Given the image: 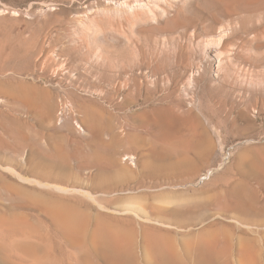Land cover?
<instances>
[{
    "label": "rangeland",
    "instance_id": "rangeland-1",
    "mask_svg": "<svg viewBox=\"0 0 264 264\" xmlns=\"http://www.w3.org/2000/svg\"><path fill=\"white\" fill-rule=\"evenodd\" d=\"M220 27L230 29L209 44ZM103 57L115 74L123 69L138 73L154 92L150 107L164 106L159 114L152 112L163 116L166 125L163 133L152 126V140L186 138L182 110L202 112L216 145L213 163L200 164L188 178H143L108 194L109 204H96L92 198L99 194L85 179L94 170L83 167L86 137L73 141L55 127L56 114L48 122L35 114L26 100H34V94L28 97L23 90L36 85L58 93V100H69L68 91L76 89L83 98L100 99L97 87L102 83L94 77V65L97 60L103 64ZM121 77L115 81L126 79ZM0 99L1 180L41 193L80 196L107 215L134 218L138 226L161 222L196 232L204 215L230 221L209 195L221 182L264 169V0H0ZM139 107L130 102L117 111L120 120L129 125L123 117ZM27 123L41 137L32 147L35 154L46 157L60 148L66 156L63 180L21 172L17 153H28L35 135L25 129ZM256 177L242 176L254 185L261 181L262 192L264 180ZM56 185L81 191L62 192ZM3 191L0 206L6 209L11 199ZM239 199L257 216L264 212L251 189L246 187ZM164 208L177 210L178 219L187 224L163 219Z\"/></svg>",
    "mask_w": 264,
    "mask_h": 264
},
{
    "label": "bare ground",
    "instance_id": "bare-ground-1",
    "mask_svg": "<svg viewBox=\"0 0 264 264\" xmlns=\"http://www.w3.org/2000/svg\"><path fill=\"white\" fill-rule=\"evenodd\" d=\"M228 28L220 27L209 44H214V38ZM214 48L221 52L220 46ZM108 59L103 57V64L97 60L98 66L94 65V77L102 83L97 87L100 99L83 98L76 89L68 91L69 100H58V93L35 89L36 85L23 90L24 95L34 94V100L25 99L35 114H41L47 122L56 114L55 127L73 141L77 136L86 137L83 167L94 171L88 170L85 179L98 192L99 197L91 198L100 207L110 203L108 194L122 192L131 183L140 184L143 178H188L200 164L211 163L217 153L206 117L192 109L182 110L186 138L152 140L154 124L161 133L166 127L163 116L154 117L152 112L159 114L164 106L150 107L148 102L154 92L149 85L136 72L123 69L119 74L113 73ZM121 75L126 79L116 82ZM135 101L140 107L123 117L129 124L126 125L117 111ZM26 125L25 129L34 135L35 126ZM40 138L35 133L28 143L30 151L17 153L21 172L46 180H63L66 156L60 148H55L53 154L48 151L46 157L35 154L32 147L40 144ZM8 156L15 159L13 154ZM244 175L254 179L259 175L264 180V169ZM244 175L221 182L209 195L221 216L230 221L204 215L197 221L201 227L196 232H182L161 222L138 226L134 218L107 215L80 196L41 193L0 179V190L3 188L11 199L8 208L0 206V264H264V212L257 216L239 199L247 187L258 194L264 207V188L261 192V181L254 185L242 178ZM210 184L206 183L205 190ZM55 189L81 191L57 185ZM176 212L164 208L160 216L186 225Z\"/></svg>",
    "mask_w": 264,
    "mask_h": 264
}]
</instances>
